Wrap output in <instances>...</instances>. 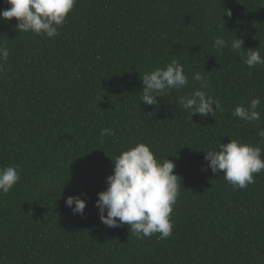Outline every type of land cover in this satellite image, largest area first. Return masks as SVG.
I'll list each match as a JSON object with an SVG mask.
<instances>
[{
  "label": "trees",
  "instance_id": "1",
  "mask_svg": "<svg viewBox=\"0 0 264 264\" xmlns=\"http://www.w3.org/2000/svg\"><path fill=\"white\" fill-rule=\"evenodd\" d=\"M9 7L0 0V12ZM17 23L0 19V46L9 50L0 168L16 166L21 176L0 195V264H264V172L236 189L223 172L202 170L204 152L231 139L264 147V66L214 47L217 37H237L264 56V0H77L51 39ZM173 59L189 85L157 106L141 103L143 75ZM195 72L222 105L214 117L190 120L178 103L199 87ZM257 97L259 121L233 116ZM105 128L115 135L101 137ZM137 143L172 160L181 177L164 240L109 228L96 207L115 158ZM70 196L87 201L83 215L66 205Z\"/></svg>",
  "mask_w": 264,
  "mask_h": 264
},
{
  "label": "clouds",
  "instance_id": "2",
  "mask_svg": "<svg viewBox=\"0 0 264 264\" xmlns=\"http://www.w3.org/2000/svg\"><path fill=\"white\" fill-rule=\"evenodd\" d=\"M9 8L0 12V19L18 21L19 32H32L47 38L59 35V29L66 23L74 11L77 0H7ZM231 16V12H227ZM244 41L236 37L231 42L217 37L214 47L217 51L229 48L237 52L242 62L249 68L264 66V56L260 49L243 48ZM9 58V50L0 46V73L5 72L4 64ZM204 73H207L204 71ZM202 72L192 74V80L199 87L187 95L179 96L178 103L192 116L214 117L222 111L220 101L209 94L210 81ZM141 103L147 106L158 105V98L170 95L173 90L180 92L189 85V77L177 59H173L164 68L146 72L143 75ZM260 99H252L245 107L238 105L233 116L241 121H259L261 113L257 111ZM215 106V108H214ZM114 136L108 128L100 136ZM264 139V128L257 133ZM205 153L207 167L213 174L223 172L225 180L236 189L247 188L255 183L254 174L264 172V147L231 139L230 143L219 146V150L210 149ZM176 164L168 159H157L150 146L137 143L115 158L113 174L107 178V189L98 194L96 207L101 222L109 228L127 225L131 235L137 239L151 238L159 234L161 240L170 238L173 232V207L180 195L181 177L175 174ZM16 166L0 168V195H7L20 181ZM66 205L73 214H84L87 201L80 196L68 197ZM106 213V215H105Z\"/></svg>",
  "mask_w": 264,
  "mask_h": 264
}]
</instances>
